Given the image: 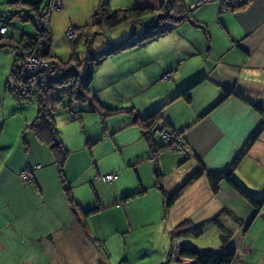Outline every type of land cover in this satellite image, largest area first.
Wrapping results in <instances>:
<instances>
[{
    "label": "rangeland",
    "instance_id": "rangeland-1",
    "mask_svg": "<svg viewBox=\"0 0 264 264\" xmlns=\"http://www.w3.org/2000/svg\"><path fill=\"white\" fill-rule=\"evenodd\" d=\"M45 1L42 0V4ZM102 1L61 0L60 5L58 3L59 7L54 10L49 21L51 28L49 50L53 58L65 62L74 50L76 58L80 62H86L88 58L86 46L92 45L93 48L102 51L110 46L105 47L106 45H104L108 39L117 44L121 42L122 38L124 40L131 35L139 34V31L146 28L145 26H151L156 21L158 22L157 26L150 30L157 31L158 28H162V25L169 26L175 22L172 16L167 15L165 18L158 19L154 14L149 13L138 22L137 20L134 22L125 20L115 28L113 27L114 29L102 27L101 33L93 35L91 40L88 38L87 42H84V36L91 37L90 33H93L91 31L98 29V25H95L99 21L98 18L102 19L105 14V10L102 9ZM128 2L130 0H109V11L127 8ZM205 3L210 6V4L219 2L218 0H194L191 6H186V10L191 11L192 14L194 7ZM20 6L19 2L0 0V19L8 27L7 35L0 39V264H48V262L52 264L50 256L51 259H56L60 253L61 257L54 264H72L73 262L68 259L74 261L78 259L81 261L79 264H87L91 258L94 259L92 264H99L97 258H103L105 253L109 254V257L104 258L106 264H163L165 252L170 253L171 251V243L168 236L167 240L160 239L157 224L152 221L157 222L158 217L154 218L152 213L148 212V208L154 204L151 192L141 199L140 195H134L130 199L127 209L111 204L97 213L88 215L86 227L91 231L98 232L101 237L94 235L89 238L88 246L85 248L72 246L71 249H68L69 246L64 247L59 243L56 235H52L50 241L46 236L41 235L38 224L40 222L52 224L48 216V209L55 195L54 188L58 186L62 190V187L52 151L47 145L38 141L27 128V125L37 114L34 85L30 91L23 90L19 85L22 97L11 90L16 83H19L11 75L15 56L17 65L21 64V68L25 65V56L16 54L14 56L12 44H15L23 35L33 36L36 31L35 20L28 19L26 17L27 9L21 10ZM205 7L194 9L192 19L197 21L195 25L191 23L190 26L182 28V31L189 34L191 38L194 37L193 31H196L195 35L199 36L198 40H203L206 37L207 40H210V35L204 25L207 22H199L201 18L210 20L213 16L210 14L209 17H205ZM150 8L156 14L165 11L159 6L158 0H156V6ZM92 9L93 11H91ZM222 10L225 9L222 8ZM179 11L173 9L171 15H176ZM31 14L33 15V13ZM124 27H127L128 31H123ZM22 40L25 41L24 38ZM169 43V39L161 38L147 44L148 46H145L139 53L143 56L151 52L158 58L159 63L165 64ZM133 45L126 44L124 47L115 49L112 53ZM127 55L130 54L122 55L123 62L121 64L130 69L133 68L134 61ZM40 60L44 68L51 64L47 58ZM110 63H112L110 60H106L103 66L97 64L93 67L89 86L92 93L93 88H100L104 83L108 85L110 82L108 88H100L102 97H100L99 91H96V96L105 105L125 108L130 106L132 100L140 105V102L143 101L141 99H146L150 92L153 93L161 86L156 84L151 88L148 86V82H144L147 79L143 77V73L147 75L148 66L141 71L133 69L132 72H122L119 79L115 75L107 79L108 70L111 69ZM202 63L201 55L193 56L181 66L179 71L185 72L189 66L194 64L199 66ZM112 66L117 69L114 64ZM20 67L17 69H21ZM71 106L74 111H80L79 119H69L67 110L59 105L56 106L53 116L59 138L64 147L70 151L64 164L67 183L71 184L74 195H77L75 197L84 208H92L105 203V200L108 202L122 196L126 194L124 189L128 193L141 187L144 188L143 185L148 184L150 178L154 179L155 164L152 160L142 161L139 164L128 163L134 160L137 149L140 148V144L133 140L134 137H131L132 133L119 129L120 126H123L124 119H127L128 111L102 118L98 113L90 111L85 102L74 101ZM123 136H126V139ZM155 139L162 141L157 134ZM125 140H129L128 145H122ZM35 163H40L45 168V175L41 178L42 174H40V180H37L39 187L30 182V179L22 180L19 176L21 171L26 169H32L33 172ZM111 172L117 173L116 181H104L102 176ZM152 181L154 182V180ZM54 182L55 185H53ZM147 199H150L148 205H146ZM66 209L70 211L67 205ZM261 210L264 212V203L258 211L256 209V212H261ZM128 213L131 216L130 221ZM213 236V231L204 230L200 239L210 242L209 247H212L214 246ZM165 243V248L160 247ZM91 248L95 253L91 252ZM173 249L175 251L176 243ZM157 253H161V255L164 253V258L154 263L153 256ZM236 253L240 255L242 252L238 250ZM255 254L257 255L255 256ZM174 255L172 250V258ZM261 258L260 252H257L251 259L253 263L264 264L260 261Z\"/></svg>",
    "mask_w": 264,
    "mask_h": 264
},
{
    "label": "crops",
    "instance_id": "crops-1",
    "mask_svg": "<svg viewBox=\"0 0 264 264\" xmlns=\"http://www.w3.org/2000/svg\"><path fill=\"white\" fill-rule=\"evenodd\" d=\"M193 1L183 0L186 6H191ZM219 4L214 3L209 6L205 3L196 6L199 8L206 6L204 10L205 17H209L210 14L213 15L210 20L206 18L199 20L201 23L207 22L204 25L208 30L210 40H207V37L198 40L199 36L196 37V31H193L192 35L194 34V37L191 38L189 34L187 35L182 31V28L190 26L191 22L183 21L172 30L163 32L155 38L142 40L124 50L110 53L98 64L103 66L106 60H110L116 66L117 69L110 63L111 69L108 70L109 76L107 79L112 78L114 75L119 79V76L125 71L133 69L141 71L148 66L147 75L143 73V77L147 79L144 82H148L147 84L151 88L156 84L161 85L153 93L150 92L146 99L140 98L143 100L140 105L132 100L130 106L125 107V109H132L134 113L128 112L127 119H124L123 126L119 128L132 133L133 140L140 144V148L137 149L138 155L136 154L134 160L128 163L139 164L142 161L152 160L155 164L154 179L153 177L150 178L148 184L143 185L144 192L138 195L141 196V199L151 192L154 204L148 208V212L149 214L152 213L154 218L155 216L158 217L157 222L152 221L157 224L160 239L167 240L168 236L173 247L180 240L182 244L191 245L198 251L219 249L221 244L219 229L215 224L204 227V230L213 231L214 246L212 247H209L210 242H204L203 239H200V236H180L172 241L169 232L184 220L199 222L221 212L218 219L232 230L227 247L242 252L240 255H236L233 264H257L253 263L251 259L254 253L257 252H260L262 257L260 261L264 262V212L262 210L256 212L254 206L256 202L264 203V128L246 152L244 147L262 120V113L259 108L264 111V0H251L246 5L234 10H221ZM146 6H156V0H130L126 5L127 8ZM208 6L209 8L206 10ZM196 7L193 8L192 14ZM192 25L195 24L192 23ZM145 27L147 28V26ZM146 28L144 30L139 29L141 30L139 35ZM123 31H128L127 27H124ZM137 35L138 33L135 37ZM161 38L170 40L165 64L159 63L158 58L151 52L143 56L139 53L145 46H148L147 44ZM112 44L115 43L108 39L104 45L108 47ZM93 49L96 53L101 51L96 48ZM48 51L50 53L49 49ZM125 54H130L127 56L134 61L133 68H125L121 64L123 62L121 57ZM197 55L202 56V65L195 66L194 64L189 66L185 72L179 71L182 65ZM164 74H168L166 79H163ZM109 83L108 85L104 83L100 88H108ZM100 88H93V92L96 95V91H99L100 97H102ZM184 89H187L189 93V101L182 96H177ZM226 90H230V93L225 96ZM211 106L212 108L208 110ZM160 107L162 108V116L154 128V132L155 135L161 137L162 141L155 139L156 142L165 143L163 136L157 130L161 126L179 133L180 142L178 144L173 143L172 147H163L158 155L151 159L147 158V141L142 134V129L133 122L134 114L144 117ZM206 110L208 111L204 113ZM123 137L126 139V136ZM128 144L129 140L122 143V145ZM67 150L66 159L70 152L69 149ZM240 153L243 154L231 170V181L236 184L237 188L222 178L218 183V192L214 193L206 173L203 172L185 186L182 193L162 216L163 196L160 189L154 184L157 174L161 179V186L168 194H172L200 167L211 172L224 173ZM35 165L39 166L35 167ZM35 165L33 172L30 169L32 172L30 182L39 187L37 180H40V174L43 178L45 168L40 163H35ZM116 178L110 182H115ZM53 185H55V182ZM61 187L62 190L58 186L54 188L55 195L48 209V216L52 224L40 222L38 224L40 233L44 235L43 237L46 236L48 241L51 240L52 235H56L59 243L64 247L69 246L68 249H71L72 246L85 248L88 246L89 238L94 235L101 237V234L86 227V218L90 214L103 210L104 207L85 216L79 214L76 217L70 209L62 182ZM157 189L159 191H156ZM124 191L126 194L131 193H127L125 189ZM72 195L82 210L91 209V207H83L81 202L77 200V195H74L73 188ZM117 198H113L108 202L105 200L103 204ZM131 198L124 205L119 202L113 204L127 209ZM149 200H146V205H148ZM66 205L70 211L66 209ZM110 205L107 204L105 207ZM224 208L226 210L222 211ZM128 218L130 221L131 216L129 213ZM162 245L160 247L165 248L166 243ZM91 250L92 253H95L92 248ZM61 255L60 253L56 259H51L50 256L52 264L56 263ZM107 256L109 257V254L105 253L103 258H97L99 264H106L104 258ZM162 258H164V253L163 255L161 253L155 254L153 256L154 263ZM68 261L73 262L72 264L81 262L78 259H75V261L68 259ZM92 262H94L93 258L88 263L85 261L87 264H92ZM170 264H194V259L174 255V258L170 260Z\"/></svg>",
    "mask_w": 264,
    "mask_h": 264
},
{
    "label": "trees",
    "instance_id": "trees-1",
    "mask_svg": "<svg viewBox=\"0 0 264 264\" xmlns=\"http://www.w3.org/2000/svg\"><path fill=\"white\" fill-rule=\"evenodd\" d=\"M11 1L14 3L19 2V4L21 5L20 6L21 10L25 8L27 9L28 14L26 17L32 21L35 20L34 25L36 27V31L33 36L23 35L15 44H12L13 49H17V55L25 56L28 50L32 48L33 45L37 44L38 42L37 40H40L41 46L40 48H37L36 54L40 58H47V60L51 61V64L47 68H43L36 73L28 74L24 70V68H21L22 67L21 64H20L21 67L20 65H17L16 57H15V61H14L15 63L13 64L11 75L19 83H16L15 86L11 88V90L15 91L19 97H22V93H21L22 91L20 90L19 85H21L23 90L25 91H30L33 85L35 87V102H36L37 114L34 117V119L27 125V128L30 129V131L38 138L40 142L50 147L54 156V163L57 166L58 177L62 182L63 189L66 194L70 209L77 217L79 216V214H81V216H85L90 212L97 211L98 209L105 207L107 204H113L119 202L121 205H124L129 198L144 192L145 189L141 187L138 190L125 194L124 196L117 198L109 203L99 204L88 210H82L79 207L78 203L75 201L72 195V188L70 185H68L64 176L63 165L68 155V150L67 148L64 147L63 142L59 138L53 112L55 111L56 106L59 105L67 110V116L71 114L72 116H74L73 119H79L81 116L80 111L79 110L74 111L72 109L71 104L74 101H80L87 103L90 111L98 113L102 118H105L107 116L122 111H128L131 114H133L134 112L132 109H125L115 106L111 107L105 105L95 94L90 92L89 86L92 80L93 67L98 63H100L103 59H105L107 55L114 52L115 49L124 47L126 44L127 45L135 44L136 42L138 43L139 41H142L144 39L146 40L155 37L163 32L170 31L173 29L175 24H179L183 21H189L193 24H195L197 21L195 19H192L191 11L186 10L187 7L184 4L183 0H166V1L158 0L159 6L161 8H164L165 10L163 13L160 14L154 13V10H152V8L150 7H142V8L128 7V8L109 11L108 8L109 0H103L102 9L103 11L105 10L104 12L105 14L102 19L98 18L99 21L95 23V25H98V29H93L91 31L93 32L90 33L91 37H87L86 35L84 36L85 37L84 42H87L88 38L91 40L93 35L101 33L102 27L106 29H111L113 27L118 26L125 20H131L132 22L137 20L138 22V20H140L141 18H143V16L149 13L154 14V16L158 17V19H160L161 17L165 18V16L167 17V15L169 17L172 16L174 17V21L176 23L175 22L171 23V25L169 26L162 25V28L161 29L158 28L157 31L150 30V28L157 26L158 22L156 21L151 26L147 25L146 30L143 31L140 35L138 34L137 37H135L136 35H131L130 36L131 38L127 37L126 39L122 40L117 44H112L111 46H109L105 50L100 51L99 53H96L91 46L89 47L86 46L87 48L86 52L88 54V58L86 62H80L76 58L74 50L71 52L70 58L67 61L62 62L53 58V56H51L48 51L51 41V35L49 29L47 32L48 34L46 33L45 35H42L43 32H41L40 30L41 15L47 6L48 0H46L44 4H42V0H11ZM218 2L220 3L221 10L222 8L225 10L226 9L234 10L236 8L246 5L248 2H250V0H218ZM173 9L180 11L177 12L176 15H171V11ZM183 9H185V11H183ZM31 13H33V15ZM0 21L2 20L0 19ZM7 32H8V27H7V31L3 35H0V39L3 36L7 35ZM23 38L25 39V41L22 40ZM28 46L30 47L28 48ZM19 67L21 69H17ZM229 93L230 90H226L225 96ZM177 96H182L187 101H189L190 99L187 89L181 90L177 94ZM212 106L209 107L208 110L211 109ZM208 110H206L204 113H206ZM259 110L262 113V120L259 123V125L256 127V129L253 131L251 136L249 137L244 147L245 152L264 128V111L260 108ZM161 116H162L161 107L148 113L144 117H140L137 114H134L133 122L138 124V126L142 129V134L145 140L147 141V147H148L147 158L153 159L158 155L159 151L162 150L163 147L173 146V141L160 144L155 140L154 128L158 120L161 118ZM161 127L165 128V126H161ZM170 131L175 133V135L179 134L172 129ZM241 154L243 153H240L239 156H237L232 161L230 167L224 173L211 172L208 170H204L203 167H200L178 190H176L172 194H168L167 191L161 186V179L159 178V174H157L158 176L156 177V181L154 184L162 192V196H163L162 216L166 213V211L172 205L174 200H176L178 196L182 193L185 186L194 179H196L203 172L206 173V177L208 178L214 193L218 192V183L222 178L226 179L227 181L230 182V184H232L234 187L237 188L236 184L233 181H231V170L238 162ZM29 179L31 180V178ZM262 203L263 202L255 203L254 206L257 209V211L262 206ZM223 210L225 211L226 209L224 208L222 209V211ZM220 214L221 212L199 222H191L190 220H184L169 232L170 240L172 241L175 238L186 235H193L194 237H198L203 233L205 226L209 224H215L219 229V239L221 243L219 249H205L202 251H198L196 248H194L191 245L181 244L177 248L175 253L173 249L174 247L171 244V248H170L171 251L170 253L169 252L166 253V259L163 264H170V260L172 258V250H173V254H176V256L194 259V264H233L237 257L236 250L227 247V242L229 241L232 235V230L229 227L225 226L220 221V219H218Z\"/></svg>",
    "mask_w": 264,
    "mask_h": 264
},
{
    "label": "built area",
    "instance_id": "built-area-1",
    "mask_svg": "<svg viewBox=\"0 0 264 264\" xmlns=\"http://www.w3.org/2000/svg\"><path fill=\"white\" fill-rule=\"evenodd\" d=\"M61 0H48L47 6L45 10L43 11L41 15V20H40V30L43 32L42 35L46 34V31L48 32L49 29V21L52 16V13L54 10L58 9L60 5ZM59 3V5H58ZM7 31V25L4 24L2 21H0V35H3ZM37 44L33 45L32 48H30L25 55V65H24V70L28 74L36 73L40 71L41 69L44 68V66L40 63L42 62L40 57L36 54L37 48H40L41 46V41L37 40ZM14 55H17V49H13ZM16 57V56H15ZM168 74H165L163 76V79L167 78ZM69 119H73L74 116L71 114L68 115ZM158 132L163 136L164 140L166 143L173 141L174 144H178L180 142V135L171 132L169 129L166 127H161L157 129ZM39 165H35V167H38ZM34 168V167H33ZM20 176L22 179L26 180L31 178V171L30 169H26L21 171ZM103 180L105 181H112L113 179L116 178V173H107L102 176Z\"/></svg>",
    "mask_w": 264,
    "mask_h": 264
},
{
    "label": "water",
    "instance_id": "water-1",
    "mask_svg": "<svg viewBox=\"0 0 264 264\" xmlns=\"http://www.w3.org/2000/svg\"><path fill=\"white\" fill-rule=\"evenodd\" d=\"M181 244H182V241H180V240L176 242L175 253H176L177 248H178ZM175 255H176V254H175Z\"/></svg>",
    "mask_w": 264,
    "mask_h": 264
},
{
    "label": "clouds",
    "instance_id": "clouds-1",
    "mask_svg": "<svg viewBox=\"0 0 264 264\" xmlns=\"http://www.w3.org/2000/svg\"><path fill=\"white\" fill-rule=\"evenodd\" d=\"M50 31V30H49ZM15 56V55H14Z\"/></svg>",
    "mask_w": 264,
    "mask_h": 264
}]
</instances>
